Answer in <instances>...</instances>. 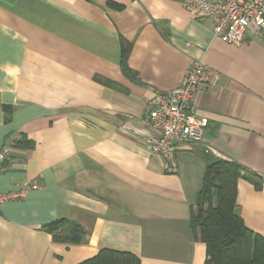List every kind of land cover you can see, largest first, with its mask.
<instances>
[{
    "label": "crops",
    "instance_id": "obj_1",
    "mask_svg": "<svg viewBox=\"0 0 264 264\" xmlns=\"http://www.w3.org/2000/svg\"><path fill=\"white\" fill-rule=\"evenodd\" d=\"M213 26L181 0H0V150L14 144L0 193L39 186L2 206L0 264H81L103 249L141 264L205 263L191 229L204 154L264 181V32L232 46ZM194 60L219 80L198 89L194 113L208 126L200 144L178 146L170 172L146 144L147 103ZM237 212L264 237V187L240 180ZM62 219L82 229L79 244L46 231Z\"/></svg>",
    "mask_w": 264,
    "mask_h": 264
},
{
    "label": "built area",
    "instance_id": "obj_2",
    "mask_svg": "<svg viewBox=\"0 0 264 264\" xmlns=\"http://www.w3.org/2000/svg\"><path fill=\"white\" fill-rule=\"evenodd\" d=\"M181 4L195 19L212 21L214 38L223 43L240 46L249 30L264 32V0H181ZM218 80L219 75L203 60H194L178 87L156 93L148 101L146 124L150 134L146 144L153 156L166 162L168 171L177 172L173 155L180 144L202 142L208 120L194 113L195 95L201 86H214ZM13 149L14 144H9L0 150V175L6 171ZM38 189L37 184L26 182L17 191L0 193V210Z\"/></svg>",
    "mask_w": 264,
    "mask_h": 264
},
{
    "label": "trees",
    "instance_id": "obj_3",
    "mask_svg": "<svg viewBox=\"0 0 264 264\" xmlns=\"http://www.w3.org/2000/svg\"><path fill=\"white\" fill-rule=\"evenodd\" d=\"M108 5L115 10L123 8L113 3ZM121 44L123 72L130 75L127 58L131 45L124 40ZM204 160L202 188L191 216V229L206 246L204 264H264V237L250 231L237 212L238 182L247 181L261 191L262 177L237 162L210 154L205 153ZM45 229L56 243L77 245L83 237L78 225L64 219L46 225ZM81 264H141V261L130 253L103 249Z\"/></svg>",
    "mask_w": 264,
    "mask_h": 264
}]
</instances>
